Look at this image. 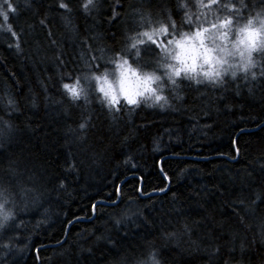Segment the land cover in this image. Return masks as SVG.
Here are the masks:
<instances>
[{"label": "trees", "instance_id": "trees-1", "mask_svg": "<svg viewBox=\"0 0 264 264\" xmlns=\"http://www.w3.org/2000/svg\"><path fill=\"white\" fill-rule=\"evenodd\" d=\"M10 2L0 189L15 215L0 228V264H135L151 248L163 264H264V56L254 54L255 78L181 80L164 109L109 110L95 92L74 101L62 87L114 71L117 53L136 62L132 37L169 15L178 31L211 27L210 10L224 14L229 0L199 12L194 0H93L88 12L84 0H64L70 12L61 0ZM137 47L140 63H156L160 47Z\"/></svg>", "mask_w": 264, "mask_h": 264}, {"label": "clouds", "instance_id": "clouds-1", "mask_svg": "<svg viewBox=\"0 0 264 264\" xmlns=\"http://www.w3.org/2000/svg\"><path fill=\"white\" fill-rule=\"evenodd\" d=\"M194 3L197 12L204 8V0H194ZM181 4L186 5L181 8L188 7L185 0H181ZM221 7L225 12L219 16L216 9L210 10L211 16L216 18L215 22H208L215 24V28H206L199 23L196 25L198 30L195 31L171 28L175 35L167 39L156 63L150 67L139 62L141 51L137 45L151 41L152 36L165 34L161 32L157 35L150 29L133 36L128 50L132 52L136 62L130 63L129 59L117 53L119 58L115 61L114 71L93 73L85 78L84 84L80 80L77 83L78 79L73 82L80 92L75 100L87 102L90 93L95 92L97 102L109 110L117 105L118 99L127 101L126 97H135L136 103L132 104L134 106L143 103L147 108L164 109L171 103L169 93L179 87L181 80L190 81L193 85L220 86L224 84L226 77L255 78L260 58L254 54L264 56V0H261L259 6L251 8L245 0H238V3L229 0ZM243 10H247V15H242ZM184 16L187 23L192 22L187 11ZM229 19L232 23H221ZM201 29L207 31L201 32ZM144 32L151 35H143ZM0 203L3 204L0 207V219L7 221L13 218L15 209L10 205L9 199L6 197ZM135 264H163V261L158 250L151 248Z\"/></svg>", "mask_w": 264, "mask_h": 264}, {"label": "snow or ice", "instance_id": "snow-or-ice-1", "mask_svg": "<svg viewBox=\"0 0 264 264\" xmlns=\"http://www.w3.org/2000/svg\"><path fill=\"white\" fill-rule=\"evenodd\" d=\"M217 3V0H208V5H203V7H208V6H211V5H214ZM4 5H6V7H4ZM83 8L85 10V12H88L91 10V8H94L95 7V4L93 2V0H84V3H83ZM186 5H182L181 2L178 4V7H184ZM59 7L62 8V9H65L66 11L70 12L71 9L69 8V5L67 3L64 2V0H61L60 4H59ZM16 7L14 6V4L12 2H10V0H2V3H0V17L3 18V20L6 22L5 24V27H6V30L11 32V34L15 37L17 36V33L15 31H13V26L12 24H9L7 23V21L9 20V13H15L16 12ZM171 21V23L169 24L168 22ZM153 21H149V23H152ZM41 23L43 24L44 21L42 20ZM156 24L159 25V27H155L152 29L153 33H156L157 35H159L161 32H163L164 34L168 33L169 32V29L170 28H175L176 27V24H175V21L172 19V17L169 15L166 20H157L155 21ZM221 23H232V20L229 19L227 21H223ZM216 25L215 24H212L211 25V28H215ZM201 32H204V31H207V29H201L200 30ZM143 35H151L149 32H144ZM162 36V35H161ZM155 36H152V39H151V42L153 44H155L157 47H163V44L159 41H157L156 39H154ZM17 49H19V44L16 45ZM133 47H135V45H133ZM141 54V53H140ZM126 63V61H125ZM97 79L99 80L100 77H97ZM77 83H79V79L77 80ZM62 87L67 91V93L69 94V96L71 98H73V100H75V98H77L80 94L79 92V89L77 88V85L76 84H69V83H64L62 85ZM127 99V102L128 104L132 105V104H135L136 103V99L135 97H132L131 99ZM10 103H12L10 101ZM79 127L81 129H84L86 127V124L85 123H81L79 125ZM6 198V194H5V191L0 189V201H3L4 199ZM0 207H3V204L0 203ZM4 220L3 219H0V228L4 227ZM117 223H119L120 221L117 220L116 221Z\"/></svg>", "mask_w": 264, "mask_h": 264}, {"label": "rangeland", "instance_id": "rangeland-1", "mask_svg": "<svg viewBox=\"0 0 264 264\" xmlns=\"http://www.w3.org/2000/svg\"><path fill=\"white\" fill-rule=\"evenodd\" d=\"M206 28H211V27H206ZM109 82H111V80H110ZM119 100H123V101L127 102V101L124 100L123 98L118 99V101H119Z\"/></svg>", "mask_w": 264, "mask_h": 264}, {"label": "bare ground", "instance_id": "bare-ground-1", "mask_svg": "<svg viewBox=\"0 0 264 264\" xmlns=\"http://www.w3.org/2000/svg\"><path fill=\"white\" fill-rule=\"evenodd\" d=\"M78 221H81L80 219Z\"/></svg>", "mask_w": 264, "mask_h": 264}]
</instances>
